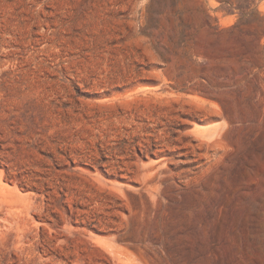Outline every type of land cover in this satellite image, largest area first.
<instances>
[{"label":"rangeland","instance_id":"obj_1","mask_svg":"<svg viewBox=\"0 0 264 264\" xmlns=\"http://www.w3.org/2000/svg\"><path fill=\"white\" fill-rule=\"evenodd\" d=\"M0 264H264V0H0Z\"/></svg>","mask_w":264,"mask_h":264}]
</instances>
